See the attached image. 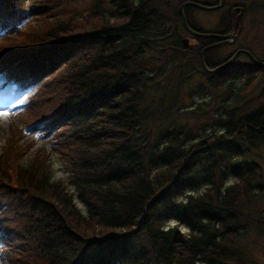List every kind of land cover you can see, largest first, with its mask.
Wrapping results in <instances>:
<instances>
[{
	"label": "trees",
	"instance_id": "1",
	"mask_svg": "<svg viewBox=\"0 0 264 264\" xmlns=\"http://www.w3.org/2000/svg\"><path fill=\"white\" fill-rule=\"evenodd\" d=\"M78 1L86 5L59 8ZM180 5L0 0V82L7 89L38 83L24 106V128L53 132L73 188L51 180L44 148L22 162L18 148L31 144L21 133L1 147L0 252L9 264L250 262L236 244L264 223L263 212L244 216L264 199L261 167L245 157L264 141V106L227 112L221 133L198 138L175 125L170 75L200 68L219 88L247 79L236 91L240 100L264 67L250 61L205 72L199 50L212 40L184 46ZM188 8L189 26L205 31L191 24ZM28 15L34 20L20 24ZM212 49L204 52L210 68L230 57H209ZM169 220L188 231L167 227Z\"/></svg>",
	"mask_w": 264,
	"mask_h": 264
},
{
	"label": "rangeland",
	"instance_id": "2",
	"mask_svg": "<svg viewBox=\"0 0 264 264\" xmlns=\"http://www.w3.org/2000/svg\"><path fill=\"white\" fill-rule=\"evenodd\" d=\"M183 1L185 0H151L152 4L161 7H166L172 2L182 3ZM224 1L225 6L220 9H218V7L213 10H204L195 6H193V8H188L187 16L194 26L207 32L220 31L222 29L226 30L228 27V33H233L231 32L233 30L230 25L231 5L241 4L246 8L241 19V29L239 30L240 32L236 41L231 44H223L213 47V49L211 48L212 50H210L208 56L212 58H226L229 55L231 57L238 49H246L250 51L256 59L264 62V0ZM28 4L29 1H27L25 7ZM85 5V3L78 1L68 6L61 5L59 8L66 12H70L71 8L74 6L84 7ZM33 20L34 16L28 15L20 24L26 25L29 21ZM179 31L181 38H188V45H184L185 47H192L198 43L197 38L188 31L185 32L182 28L179 29ZM222 33L225 34L224 32ZM162 40L163 37H159V41L162 42ZM158 47L159 44L152 45V49ZM172 64L173 63L168 66ZM249 64V57L245 53H240L228 66L229 68H235L238 66H247ZM170 68L167 70V73L170 71ZM177 71L178 72L174 71V74L170 75V78L173 80L171 81V84H173V91L177 90L178 93L175 95L176 104L173 112L175 125L181 128L193 129L192 131L197 133L198 138L210 134L221 133L223 131L221 124L223 122L222 118L227 115V112L239 115L260 106H264V70L262 73L258 72L256 75L251 76L252 82L249 86V88L252 86L250 89L251 91L240 100H236V91L248 81L247 79L240 78L232 82L227 81L224 83V86L219 88L212 84L209 77L206 76L200 68L191 69L190 66H186L184 69H177ZM165 75L160 78H163ZM167 79H169V77ZM181 79L184 81L179 84ZM41 80L43 79H40V81ZM36 85H38V83ZM35 86L19 90L13 89L11 91H4L5 88L0 89V149L7 141H10L12 137L21 135V142H27L26 144L28 145L31 144V146H24L23 144V146L18 148V150H23L22 162L27 163L33 156L41 152L42 150H38V147L44 148L45 152L47 154L49 153L51 180H62V182L67 183L70 190H73L68 183L69 173L65 168L66 161L59 152L53 148L54 146L52 143L55 141L53 132L45 134V131L41 130V128H37L34 131L24 128L26 127V123L22 118L26 116L27 112L24 106L29 100V97L33 94ZM228 86L235 90L234 94H231L230 90L227 89L229 88ZM161 87H164V84H162ZM172 88H170V90H172ZM167 98L168 96H165L164 99L167 100ZM15 130H17V133ZM19 133L21 134L19 135ZM182 133L183 132H181V134ZM245 157L249 161L260 165L264 183V141L256 148H252L248 151ZM231 181L232 179H229L227 183ZM201 188L202 187L198 190H191V192L196 193L200 191ZM182 199H184V197H182L181 200ZM75 202L84 212L83 205L76 196ZM262 212L264 213V199L258 200L254 205L245 208L244 216L247 217L248 213L253 216L256 213L259 215V213ZM247 218H249V216ZM165 224L167 227H177L183 232L188 231L186 227L178 224L175 220L166 221ZM263 229L264 223L261 224L256 222V224L237 241L236 245L246 256L251 258L248 264H264ZM0 264H9L2 254H0Z\"/></svg>",
	"mask_w": 264,
	"mask_h": 264
},
{
	"label": "water",
	"instance_id": "3",
	"mask_svg": "<svg viewBox=\"0 0 264 264\" xmlns=\"http://www.w3.org/2000/svg\"><path fill=\"white\" fill-rule=\"evenodd\" d=\"M193 5L197 8H201V9H207V10H213L215 8H218L220 6H222L223 4V0H220V3L218 5H204V4H201V3H197V2H184L182 3L180 6H179V13H180V17H181V21H182V24L184 26V28L193 36H197V37H203V38H218L220 39L219 41H216V42H213V43H209L207 45H205L200 51H199V61H200V64L203 68L204 71L208 72V73H211V72H214L215 70L219 69V68H222L224 66H228L230 65L234 60L235 58L240 54V53H245L246 55H248V57L250 58V60L256 65V66H262L264 67V62L263 61H260L258 59H256L253 54L246 50V49H238L236 50L231 57H229L226 61H224L223 63L213 67V68H210L208 67L206 64H205V61H204V52L213 48V47H217V46H221L223 44H231V43H234L236 41V34L235 33H227V34H223V33H213V32H204V31H198V30H195L193 28H191L189 26V24L187 23V20H186V16H185V13L183 11V7L184 5ZM243 11V8L241 7L240 8V13H242ZM182 42L184 43L185 46L188 45V38L187 37H184L182 39Z\"/></svg>",
	"mask_w": 264,
	"mask_h": 264
},
{
	"label": "flooded vegetation",
	"instance_id": "4",
	"mask_svg": "<svg viewBox=\"0 0 264 264\" xmlns=\"http://www.w3.org/2000/svg\"><path fill=\"white\" fill-rule=\"evenodd\" d=\"M184 2H197V3H201V4H205V5H216V4L220 3V0H185L182 3H184ZM188 5L189 4L184 5V7L188 6ZM224 6H225V1L223 0L222 6H220L218 9L223 8ZM241 7L243 8L242 13H240V8ZM244 13H245L244 5H241V4H233V5H231V7H230V17H231L230 25H231V29L233 31L235 30L234 32L233 31H231V32L235 33L237 36H238V34L240 32L239 29L241 28V19H242V16H243ZM227 29H228V27L226 28V30ZM223 31L224 30L222 29L220 31H211V32L222 33ZM209 39L212 40V42H210V43H213V42H216V41L220 40L218 38H209Z\"/></svg>",
	"mask_w": 264,
	"mask_h": 264
}]
</instances>
